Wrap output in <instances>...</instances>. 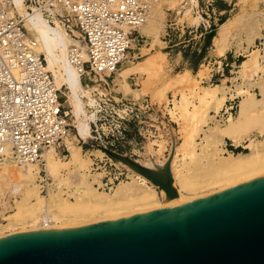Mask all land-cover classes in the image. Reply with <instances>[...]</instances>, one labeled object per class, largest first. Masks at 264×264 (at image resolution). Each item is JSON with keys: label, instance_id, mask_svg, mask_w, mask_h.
<instances>
[{"label": "bare ground", "instance_id": "1", "mask_svg": "<svg viewBox=\"0 0 264 264\" xmlns=\"http://www.w3.org/2000/svg\"><path fill=\"white\" fill-rule=\"evenodd\" d=\"M14 1L18 12L22 14L23 9L19 0ZM168 2L169 0H160L153 9L151 17L139 29V35L142 39H150L146 42L150 45L160 43ZM180 2L182 8L186 10L185 16L191 17L198 0H180ZM25 26L36 35L38 51L44 54L46 70L52 74L56 87L60 90L65 87L69 93L66 104L67 107L73 108L72 113L78 123L76 129L79 137L90 138V122L95 121V114L88 116L85 106L100 109V105L92 96L89 87L82 85L79 74L68 63L69 50L80 47L78 40L70 36L58 22H55L54 27L48 25L39 13L31 15L26 20ZM225 34L226 26L223 25L213 39L218 57H222L226 52ZM83 57L85 59L84 54ZM261 59L259 50L251 51L239 65L240 75L243 78L261 77L264 74V59ZM166 60L162 52H156L140 64L142 66L140 70L136 66L126 65L114 75V78H111V75L107 78L111 79V84H125V97L131 98L136 105H139L144 95L140 94L142 89L129 87L130 76L142 72L157 73V69L164 66ZM184 74L190 78L191 85L179 94L180 99L173 102L168 115L186 135L180 143H176L171 131L172 141L168 158L164 162L151 160L143 166L162 174L173 153L170 173L173 188L176 187L177 190L174 198L166 197L162 190L123 163L120 164L127 171L131 181L119 183L110 195L96 192L92 188V182H86L81 172L89 171L92 153L101 154V152H85L80 147L71 145L72 143L68 148L69 154L64 159L50 150L44 153L39 163L24 167H18L8 161L5 158L9 155L8 150L3 149L0 151V158H3L0 159V197L4 198L3 202L7 206L4 214L10 213V216L4 220L8 222L7 225L0 226V239L26 231L64 230L103 220H120L173 209L200 199L194 195L202 189L209 188L207 190H210V193L203 196L206 197L264 177V140L255 143L254 140L249 139L250 134L254 132L259 137H264V81L256 84L258 96L249 90L240 93L241 99L238 102L236 117L229 115L227 121L221 125L216 116L221 113L227 98L222 93L220 85H206L210 79L211 69L203 66L198 71L197 77L193 79L190 71H185ZM166 96L167 90L160 93L162 100H165ZM84 99L88 101L86 105ZM211 109L214 110V116L209 115ZM209 120L212 126H208ZM202 132L204 135L200 137ZM245 139H249V143L245 146L249 153L228 156L220 153V146L226 140L239 144ZM166 148V142L158 139L156 155ZM179 157L180 161H183L181 169L178 166ZM199 159H204L206 164H198L194 169L186 168L185 160L197 163ZM42 182L43 187L46 186L43 196L40 186ZM63 188L73 190L72 201L63 198ZM215 188L218 189L213 190ZM13 191L19 196V200L14 205L6 200ZM37 212H41L39 217L36 215ZM15 225H20V228L14 229Z\"/></svg>", "mask_w": 264, "mask_h": 264}, {"label": "rangeland", "instance_id": "2", "mask_svg": "<svg viewBox=\"0 0 264 264\" xmlns=\"http://www.w3.org/2000/svg\"><path fill=\"white\" fill-rule=\"evenodd\" d=\"M180 3V0H169L165 9L160 43L150 45L146 43L150 39L143 38L142 41L139 40V43L133 44L136 56L126 64L127 66H136L137 69H141L140 64L156 52H162L167 58L165 65L158 68L157 73L142 72L130 76L129 87L142 89L140 94L144 95L139 105H136L131 98L125 97V84H111V79L106 77L82 80V85L89 87L100 109L85 106L88 116L95 114V121L90 122L91 137L82 139L76 135L71 145L80 147L85 152H101V154L92 153L89 171L81 172L86 182H92V188L98 193L110 195L119 183L131 181L122 163L109 157L103 149L128 157L138 165L145 166L151 160L164 162L168 158L172 141L171 131L176 143L183 140L186 133H182L179 125L169 118L168 110L172 108L176 99H180L179 94L191 85L190 78L184 74L185 71H190L193 79L197 77L198 71L203 66L209 67L211 77L206 85L222 87V93L228 102L221 112L231 107L233 118L237 115L242 91L249 90L258 96L256 84L264 81V74L261 77L243 78L239 73V65L253 50H259L261 60L264 59V0H198V5L193 8L191 17L185 16L186 10ZM223 25L226 26L224 40L226 52L222 57H218L213 39ZM251 41L253 42L250 43ZM111 78H114V75H111ZM165 90H167V96L165 100H162L160 93ZM61 92L60 102L64 111L69 113L68 119H71V123L76 128L78 123L72 113L73 108L67 107L66 104L69 93L65 87L61 89ZM83 102L85 105L88 103L86 99ZM209 115H215L213 109L209 111ZM210 123L211 120L208 121V126H212ZM203 135L202 132L200 137ZM158 139L164 140L167 148L156 155ZM249 139L256 143L263 141L264 137H259L254 132L250 134ZM249 139L239 144L226 140L220 146V153L223 156L249 153V150L245 148ZM71 145L69 144L68 148ZM68 154V152L65 155L59 154L58 157L64 159ZM195 162L185 160L186 168L194 169L198 164H206L204 159ZM182 163L179 157L180 169ZM187 175L192 176L189 173ZM49 179L51 182L50 177ZM40 186L43 196L46 186L43 187V182ZM174 189L176 190V187ZM207 189L196 192L194 197L201 198L209 194L210 190ZM73 194L72 189L63 188V198L72 201ZM3 199L0 197V226L7 225L8 222L4 220L10 216V213L4 214L7 206ZM7 199L14 205L19 200V196L13 191ZM36 215L39 217L41 212H37ZM18 228L20 225L14 226V229Z\"/></svg>", "mask_w": 264, "mask_h": 264}, {"label": "water", "instance_id": "3", "mask_svg": "<svg viewBox=\"0 0 264 264\" xmlns=\"http://www.w3.org/2000/svg\"><path fill=\"white\" fill-rule=\"evenodd\" d=\"M174 198L162 174L103 149ZM0 264H264V177L185 205L0 239Z\"/></svg>", "mask_w": 264, "mask_h": 264}, {"label": "built area", "instance_id": "4", "mask_svg": "<svg viewBox=\"0 0 264 264\" xmlns=\"http://www.w3.org/2000/svg\"><path fill=\"white\" fill-rule=\"evenodd\" d=\"M159 2L19 0L20 14L14 0H0V151L8 150V161L24 167L39 163L46 151L65 155L78 135L26 20L39 13L48 25L58 22L78 40L68 63L82 82L115 75L136 56L133 44L143 40L139 29ZM229 115L231 107L216 119L223 125Z\"/></svg>", "mask_w": 264, "mask_h": 264}, {"label": "crops", "instance_id": "5", "mask_svg": "<svg viewBox=\"0 0 264 264\" xmlns=\"http://www.w3.org/2000/svg\"><path fill=\"white\" fill-rule=\"evenodd\" d=\"M210 77H211V75H210ZM228 102V99H226V103ZM226 103H225V105H226Z\"/></svg>", "mask_w": 264, "mask_h": 264}]
</instances>
